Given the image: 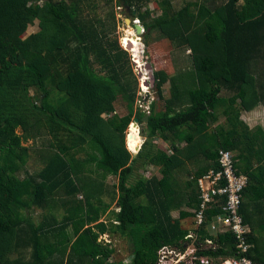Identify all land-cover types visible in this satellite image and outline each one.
<instances>
[{"label":"trees","instance_id":"16d2710c","mask_svg":"<svg viewBox=\"0 0 264 264\" xmlns=\"http://www.w3.org/2000/svg\"><path fill=\"white\" fill-rule=\"evenodd\" d=\"M153 1L118 6L140 21L146 49L158 33L171 49L189 52L191 66L153 72L148 114L134 110L130 52L108 19L92 16L93 0H0V264H125L118 248L101 241L105 234L120 240L129 264H156L163 247L181 248L190 235L187 210H199V182L220 172L221 150L233 152L249 178L241 207L251 226L248 256L264 264V238L249 212L259 203L264 214V195H256L264 185V130L241 119L264 105V0H189L179 9L163 0L159 11L149 8ZM53 91L67 98L56 105ZM120 97L129 109L123 117ZM134 119L147 139L136 156L126 146ZM45 137L41 148L24 146ZM32 156L40 168L22 177ZM149 166L159 174L145 176ZM109 177L119 179L116 191L107 190ZM115 200L119 211L109 212ZM219 243V254L237 247L232 233Z\"/></svg>","mask_w":264,"mask_h":264},{"label":"built area","instance_id":"2783aa9c","mask_svg":"<svg viewBox=\"0 0 264 264\" xmlns=\"http://www.w3.org/2000/svg\"><path fill=\"white\" fill-rule=\"evenodd\" d=\"M136 22L140 24L139 20ZM219 164L220 172L211 171L199 182L200 208L190 211L194 215V232L185 238L181 248L163 247L156 264H261L248 256L250 230L241 214L249 178L239 172L231 151L219 152ZM217 208L221 213L209 218L208 212ZM202 232L207 237L202 238ZM226 233L235 236L237 247L228 254H219V236Z\"/></svg>","mask_w":264,"mask_h":264},{"label":"rangeland","instance_id":"374dc122","mask_svg":"<svg viewBox=\"0 0 264 264\" xmlns=\"http://www.w3.org/2000/svg\"><path fill=\"white\" fill-rule=\"evenodd\" d=\"M45 0H41V4ZM55 1H63L68 3L69 0H55ZM95 5L97 6L94 10H91L94 14L92 16L97 15L102 18H106V20H109V25L115 31V34L119 40L120 45L122 48H126L123 44V39L125 35L127 34L128 29H130V26L126 24V19H130L129 14L125 12V9L122 7L118 6V1L119 0H93ZM163 0H155L150 3L149 8L154 10V11H159V2ZM189 0H174V4L176 9L181 8L184 6ZM90 11V10H89ZM133 23H137L136 20L133 21ZM141 24V23H140ZM116 26V29H115ZM39 31L38 24L30 27L29 30L26 32V34L23 36L25 40L29 39L33 34ZM145 37V34L143 35ZM142 36V37H143ZM141 39V45L143 47V50L140 49L139 51V58H140V64H138L135 60V54L129 50L132 62L134 64L133 66V72L135 79L138 84V90H137V97H136V103L134 105V110L137 113L138 110H143L144 112L150 110L151 104L153 101L156 99V94L155 91L150 88L147 84H150L152 79L154 78L153 72L157 70H166L167 72L171 73L172 75H176L177 71L185 68L187 66H191L190 63V55L189 52H178L177 50L171 49V44L168 43V41L163 40L159 37L158 33H154L150 37V46L146 49L145 46V41L139 36ZM141 47V48H142ZM127 49V48H126ZM125 49V50H126ZM139 65V67H138ZM148 67H151V70H149ZM146 71V72H145ZM146 73V74H145ZM192 75H190V78L188 79L191 81ZM33 94V92H32ZM67 98L66 94L58 92V91H53L52 93V102L54 104L59 105L63 100ZM127 102L123 100V97L119 99V101L116 103V109L117 113L120 116H126L129 113L128 107H126ZM135 122V119H134ZM129 126V128L126 131V146L129 149V151L134 155V153L137 152L138 148L140 146H143V144L146 142V138L142 135V128L143 125L139 124V133L141 135L142 140L139 139L138 143V148L134 149L131 143V136L137 133L138 127L133 125V123ZM18 133H21L20 130H18ZM49 137H45L43 139L39 140H30L27 143H25L24 146H29L30 148H41L42 143L45 142V139ZM159 141V140H158ZM167 147V146H165ZM132 151H131V150ZM171 154V152H170ZM33 158L35 159L34 156L31 157V159L28 161L26 167L24 168V173H22V177L27 176L26 173L33 174L40 168V165L37 163H34ZM190 170H196L197 168L193 165L189 166ZM159 168L154 167V166H149L147 168V172L144 173L145 176H151L154 174H159ZM110 179V178H109ZM111 185L113 184H118L119 179L117 177H111V180L109 182ZM116 191V190H115ZM112 207H115L116 205V200L111 204ZM186 211V210H185ZM190 212L189 210H187ZM41 213L38 211L37 213H34V217L36 222L40 220ZM173 217L175 219H178L180 217L179 212L178 213H173ZM107 216H104L102 220H106ZM101 220V221H102ZM109 221V219H108ZM259 224L256 228V231L258 232V235L260 237L264 238V226H262L260 221H257ZM195 227L193 226L191 232H194ZM101 241H104L106 244L112 243L114 248H118L119 251V257L120 259H124L125 264H129L131 262V259H128V250H125V247L120 243L119 239L112 240L109 238V236H103L101 237ZM130 258V257H129Z\"/></svg>","mask_w":264,"mask_h":264},{"label":"crops","instance_id":"0c3cea01","mask_svg":"<svg viewBox=\"0 0 264 264\" xmlns=\"http://www.w3.org/2000/svg\"><path fill=\"white\" fill-rule=\"evenodd\" d=\"M242 121L247 124L250 128H255L257 126H261L264 130V105H260L258 106L256 109H254L253 111L251 112H244L242 114V117H241ZM138 138V143H139V139L142 140L143 137H141L140 133L138 132L137 130V133L135 134ZM132 142V141H131ZM142 148V146H141ZM139 153V152H138ZM138 153H134V156H136ZM33 161H35L34 163H36V160L33 158ZM264 166V165H263ZM257 165L254 166V168L257 169ZM36 173V172H35ZM33 173V174H35ZM110 178V179H109ZM108 180H107V190L109 192H113L114 191V188L116 186V184H110V180H111V177H109ZM114 178V177H113ZM261 179L262 181L264 182V174L261 176ZM260 179V180H261ZM117 187V186H116ZM257 188H259V192L256 191V195L257 196H260V195H264V185H258ZM116 190V188H115ZM107 202L111 203V195L107 194L104 198ZM263 202V203H262ZM261 204L264 205V201H262ZM251 204V207H250V210L249 212L252 214V217H253V224L257 227L259 224L257 223V221H260L261 222V218L264 219V214L261 215V210H259V203H250ZM112 210H116V211H119V208H118V205L116 203L115 207H111V209L109 210L112 211ZM105 216H107V219L106 220H102V221H108V219L110 218L111 214H106ZM104 217V216H103ZM102 217V218H103ZM247 226L249 228V230L251 231V226H250V223H247ZM262 226H263V223L261 222ZM103 236H109L108 234H105V235H102L101 237ZM110 238V237H109ZM111 239V238H110ZM111 244V242L109 243Z\"/></svg>","mask_w":264,"mask_h":264},{"label":"bare ground","instance_id":"6f19581e","mask_svg":"<svg viewBox=\"0 0 264 264\" xmlns=\"http://www.w3.org/2000/svg\"><path fill=\"white\" fill-rule=\"evenodd\" d=\"M123 44L124 46L128 49V46L131 45L132 46V51L135 54V60L138 64H140V58H139V51L142 47L141 45V39L140 37H138L135 32L131 29H128L127 34L125 35L124 39H123ZM139 67V65H138ZM146 72V71H145ZM146 74V73H145ZM131 142L132 146L134 149L138 148V138L137 136L134 134L131 136ZM131 150V149H130ZM132 151V150H131Z\"/></svg>","mask_w":264,"mask_h":264},{"label":"water","instance_id":"95a60500","mask_svg":"<svg viewBox=\"0 0 264 264\" xmlns=\"http://www.w3.org/2000/svg\"><path fill=\"white\" fill-rule=\"evenodd\" d=\"M125 12H127L128 14H130L129 13V8H127V11H125ZM126 24L130 26V29L133 30L138 37L141 36V38L143 39V41H145V38L143 36L145 34V30H144V28H143V26L141 24L133 23V21L131 19H129V18L126 19ZM131 49H132V46L129 45L128 46V49H126V50L129 52V50H131ZM141 50H143V47L141 48ZM148 68H149V70H151V67H148ZM147 85L150 86V88L154 89V85H155L154 78L152 79V81L150 82V84H147ZM144 120L147 121L148 120V117H145ZM133 125L137 126L138 129H139V120L138 119H135V122L133 123ZM140 150H141V146L138 148V150H137L136 153H138Z\"/></svg>","mask_w":264,"mask_h":264},{"label":"flooded vegetation","instance_id":"af4514ba","mask_svg":"<svg viewBox=\"0 0 264 264\" xmlns=\"http://www.w3.org/2000/svg\"><path fill=\"white\" fill-rule=\"evenodd\" d=\"M132 51V50H131ZM133 52V51H132ZM134 53V52H133Z\"/></svg>","mask_w":264,"mask_h":264}]
</instances>
